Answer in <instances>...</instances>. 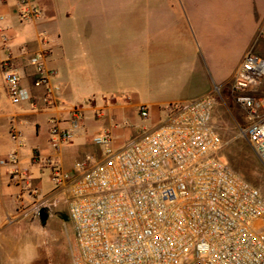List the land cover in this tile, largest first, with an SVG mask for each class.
I'll use <instances>...</instances> for the list:
<instances>
[{
    "label": "crops",
    "instance_id": "0c3cea01",
    "mask_svg": "<svg viewBox=\"0 0 264 264\" xmlns=\"http://www.w3.org/2000/svg\"><path fill=\"white\" fill-rule=\"evenodd\" d=\"M35 1L39 20L21 24L18 0H0V159L11 153L18 158L0 166V264H48L38 258L32 240L53 214L58 191L46 160L66 172L86 157L98 163L103 155L94 136L109 131L113 149L120 150L142 135L141 128L163 123L167 106L206 96L217 103L226 85L231 90L247 51L264 59V0ZM6 48L29 93L18 104L9 99L2 76ZM38 52H44L51 80L59 86L53 105L46 103L43 87L33 86L37 75L28 59ZM244 93L264 98V80ZM232 103L242 113V134L244 113ZM141 106L148 110L146 120L139 116ZM215 107L211 123L217 132ZM75 108L81 111L80 128L56 150L49 120L64 129ZM127 122L135 129L124 127ZM12 127L21 147L9 136Z\"/></svg>",
    "mask_w": 264,
    "mask_h": 264
},
{
    "label": "built area",
    "instance_id": "2783aa9c",
    "mask_svg": "<svg viewBox=\"0 0 264 264\" xmlns=\"http://www.w3.org/2000/svg\"><path fill=\"white\" fill-rule=\"evenodd\" d=\"M18 6L21 24L39 20L35 0H18ZM6 50L2 76L9 99L18 104L29 93ZM28 63L37 75L33 86L43 87L46 103L53 105L59 86L51 80L44 52L30 55ZM263 80L264 59L247 51L231 93L244 113L242 135L264 168V98L244 93ZM215 104V97L206 96L167 106L163 123L141 128L142 135L120 150L113 149L105 130L92 138L103 159L91 164L86 157L73 172L46 160L53 185L70 195L68 216L78 249L74 264H264V198L219 157L221 139L211 123ZM138 113L141 120L148 118L145 106ZM81 118L75 108L64 129L49 120L54 149L72 141ZM9 136L23 145L13 127ZM17 161L11 153L0 166ZM35 211L40 214L41 208Z\"/></svg>",
    "mask_w": 264,
    "mask_h": 264
},
{
    "label": "rangeland",
    "instance_id": "374dc122",
    "mask_svg": "<svg viewBox=\"0 0 264 264\" xmlns=\"http://www.w3.org/2000/svg\"><path fill=\"white\" fill-rule=\"evenodd\" d=\"M233 95L226 85L217 97L214 123L221 139L219 157L236 174L256 187L264 198V168L242 134L241 110L232 103ZM124 127L134 128L127 122ZM56 189L53 186V189ZM54 193V212L48 215L32 235L38 258L48 264H74L72 256L78 254L72 223L68 216L69 195L57 189ZM31 256V254H30Z\"/></svg>",
    "mask_w": 264,
    "mask_h": 264
}]
</instances>
